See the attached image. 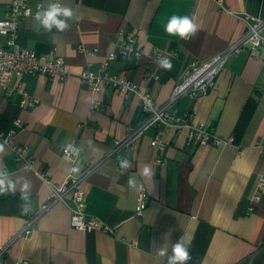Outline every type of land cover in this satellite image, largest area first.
Returning a JSON list of instances; mask_svg holds the SVG:
<instances>
[{"label": "crops", "instance_id": "1", "mask_svg": "<svg viewBox=\"0 0 264 264\" xmlns=\"http://www.w3.org/2000/svg\"><path fill=\"white\" fill-rule=\"evenodd\" d=\"M11 1L0 0V18ZM61 2L81 19L69 21L64 32L44 33L35 29L33 15L25 16L15 39L38 54L53 50L63 56L68 77L12 76L9 85L22 84L38 100L35 107L20 106L15 89L0 91V130L14 128V140L27 146L32 157L31 168H22L0 139V168L33 184L28 236L22 234L29 216L20 193L0 196V264H167L157 250L169 245L171 254V245L184 235L191 255L186 264H264V186H257L264 176V45L251 50L246 44L229 53L205 93L181 95L169 107L189 111L194 121L230 139L218 145L187 144L185 130L148 124L113 154L114 141L126 138L145 115L135 96L124 101L109 87L92 93L78 78L83 68L96 70L115 48L119 29L132 31L143 54L110 61L108 70L127 77L161 105L193 61L208 59L246 35L248 25L241 17L264 21V0H221L220 5L216 0ZM172 15L193 18L197 34L191 40L169 36L164 26ZM5 42L0 34V45ZM79 45L96 52L85 55ZM154 48L177 52V57L168 56L171 70L161 68L157 59L149 61ZM157 133L163 149L150 145ZM64 145L79 149L75 163L80 170L93 166L80 183L85 213L112 227L111 233L72 228L69 211L59 202L39 212L50 192L46 179L62 184L70 172L71 163L61 154ZM118 157L130 161L126 171L119 168ZM157 157L162 161L156 162ZM145 166L151 176L143 175ZM140 182L148 196L142 217L135 214Z\"/></svg>", "mask_w": 264, "mask_h": 264}, {"label": "built area", "instance_id": "2", "mask_svg": "<svg viewBox=\"0 0 264 264\" xmlns=\"http://www.w3.org/2000/svg\"><path fill=\"white\" fill-rule=\"evenodd\" d=\"M217 4L221 0H216ZM220 5V4H219ZM44 7L42 3L37 2L35 5H29L25 0H12L4 12L5 15L0 18V34L6 36V42L4 45H0V91L9 94L14 89L20 94V106H32L35 107L38 103L36 98H33L27 94L22 84L13 88L9 85V81L12 76H18L24 73L27 74H43L49 79L64 80L69 75V70L66 66L65 59L61 55H57L51 50L47 54H38L34 50L21 47L16 42L17 29L20 19L35 15V12ZM248 25V31L237 43L230 46L228 49L215 53L208 59L203 61H193L190 67L183 73L182 80L176 84L172 90V93L167 102L156 105L153 98L140 89L137 84L129 80L127 77L115 72H109L110 61L118 58H138L143 52L140 47L136 45L135 36L132 31L119 29L116 35L115 48L107 51L103 60L99 63L96 70L82 69L78 73L80 82L84 83L92 93L99 92L104 87L112 88L124 98V101L129 100L130 96H135L137 103L143 114L145 115L144 121L137 127L131 129L130 134L121 141H114V145L111 153H116L118 150L126 147L127 143L148 124H154L156 126H162L163 129L185 130L186 131V143L197 145H218L222 142H228L230 139H222L214 133L213 126L208 125L202 121H194L193 116L189 111L177 112L176 110H170V105L181 95L187 94L191 98L203 94L206 90L213 85L217 73L220 71L224 62L231 52H238L243 49L247 44L251 50H257V48L264 45V34L261 33L262 27H264V21H253L247 16L241 17ZM79 51L85 55H92L96 52V49H89L83 45H79ZM164 56H176V51H168L166 49L154 48L147 54L149 61L164 57ZM99 102L94 103V107H100ZM15 125H18L17 120L14 121ZM16 130L14 128L8 129L6 132L0 130V139L10 146L13 156L21 163V167L24 169H30L32 164V157L28 150V147L24 144H19L14 140ZM164 141L159 133L155 134L150 140L151 146H156L159 149H163ZM69 146L64 145L61 148L62 156L71 163V168L77 166L75 159L78 153L69 151ZM74 147V146H73ZM75 148V147H74ZM118 157V165L120 161ZM156 162H161L160 158H155ZM90 165L86 170H80L78 173H68L66 180L62 184H53L48 179L46 182L50 185V192L47 199L42 203L40 211L46 210L54 203H62L69 211V225L80 231H88L92 229H99L104 232H112V227L102 223L95 217H88L85 213V197L84 192L80 187L82 179L92 169ZM258 187L264 186V176H261ZM258 198L257 195L254 196ZM148 201V196L144 191L143 184H138V191L136 195V209L135 214L139 217L143 216L144 207ZM249 207L248 210H251ZM25 212V211H24ZM29 219L26 222L25 228H23V236H28L31 232V223L33 217H31L28 211L25 212ZM3 248H0V253Z\"/></svg>", "mask_w": 264, "mask_h": 264}, {"label": "clouds", "instance_id": "3", "mask_svg": "<svg viewBox=\"0 0 264 264\" xmlns=\"http://www.w3.org/2000/svg\"><path fill=\"white\" fill-rule=\"evenodd\" d=\"M80 19L81 16L72 7L64 5L61 0H49L47 7H42L35 12L34 27L37 31L43 29L44 33H52L53 29L56 32H64L70 27L69 21H79ZM164 30L169 36H178L184 40H191L197 34L199 25L189 16L172 15L164 26ZM156 63L165 70H171L172 68L171 58L168 56L158 58ZM2 150L3 146H0V151ZM68 150L74 154L79 151V149L72 146H69ZM69 162L74 163L73 161ZM129 166L130 161L128 159H120L119 168L122 171H126ZM70 171L72 173H78L79 167L74 166ZM143 175H152L147 166L143 169ZM129 183L131 184L132 182L130 181ZM32 189V181L27 177L13 178L7 169L0 168V196L6 194L15 195L18 191L20 193V199L23 202L22 210L25 212L30 206L29 201ZM157 251L159 256L166 257L167 264H186V262L191 260L190 243L185 235L171 245V254H169V245L167 247H161Z\"/></svg>", "mask_w": 264, "mask_h": 264}, {"label": "water", "instance_id": "4", "mask_svg": "<svg viewBox=\"0 0 264 264\" xmlns=\"http://www.w3.org/2000/svg\"><path fill=\"white\" fill-rule=\"evenodd\" d=\"M255 21V20H254Z\"/></svg>", "mask_w": 264, "mask_h": 264}]
</instances>
